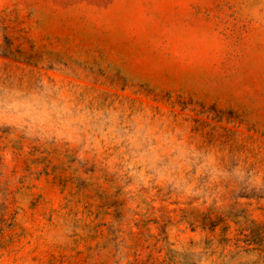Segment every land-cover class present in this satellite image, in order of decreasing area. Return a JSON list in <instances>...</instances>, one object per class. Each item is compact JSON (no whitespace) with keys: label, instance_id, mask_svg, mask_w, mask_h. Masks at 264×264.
<instances>
[{"label":"rangeland","instance_id":"1","mask_svg":"<svg viewBox=\"0 0 264 264\" xmlns=\"http://www.w3.org/2000/svg\"><path fill=\"white\" fill-rule=\"evenodd\" d=\"M0 264H264V0H0Z\"/></svg>","mask_w":264,"mask_h":264}]
</instances>
